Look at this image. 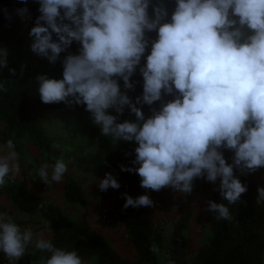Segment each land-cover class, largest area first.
Returning a JSON list of instances; mask_svg holds the SVG:
<instances>
[{"label":"clouds","instance_id":"1","mask_svg":"<svg viewBox=\"0 0 264 264\" xmlns=\"http://www.w3.org/2000/svg\"><path fill=\"white\" fill-rule=\"evenodd\" d=\"M175 2L169 20L162 0H38L40 15L29 32L31 52L55 63L73 41L81 47L78 55L64 57L62 79L36 76L37 93L46 105L86 106L93 125L112 144L135 142L133 166L120 167L137 174L141 188L190 195L196 179L212 184L219 180L216 190L234 205L247 192L234 170L248 175L264 168V0ZM151 32L157 33L156 39L146 36ZM149 45L146 64L139 68L143 94L133 102L127 90L134 89L131 77ZM8 56V49L0 47V69L8 68ZM8 70L16 75L15 69ZM5 84L0 82V90L6 91ZM166 95L174 99L165 102ZM155 102H160L158 110L151 107ZM144 105L150 106L148 118ZM125 107L135 122H118ZM3 147L7 152L0 155V186L19 171L13 141ZM222 150L234 153L231 164ZM67 171L60 158L53 165L43 164L39 176L44 183H58ZM120 187L111 173L98 182L101 192ZM257 192L256 203L262 205L264 187ZM122 198L124 210L154 206L147 194L133 198L124 193ZM206 203L215 219L233 220L224 203ZM30 244L51 254L40 264H83L77 251L34 239L31 228L22 229L0 214V253L11 264ZM150 251L159 249L153 245Z\"/></svg>","mask_w":264,"mask_h":264},{"label":"trees","instance_id":"2","mask_svg":"<svg viewBox=\"0 0 264 264\" xmlns=\"http://www.w3.org/2000/svg\"><path fill=\"white\" fill-rule=\"evenodd\" d=\"M161 0H152L157 4ZM170 20L176 2L175 0H162ZM38 0H0V47L9 51L8 68L16 70L12 76L8 68L0 69V82L5 84L6 91L0 90V143L6 145L12 140L15 151L19 152V145L30 142L40 152H50L57 142H64L75 148L77 144L83 146L86 140H93L104 152L103 167L120 178L123 182V193L136 198L140 195H149L152 199L157 192L145 190L140 187L141 178L135 173L121 171V165L132 167L131 161L135 159L134 149L138 147L135 142H119L114 145L110 137L101 135L100 128L93 125L90 113L86 106H66L64 103L46 105L42 103L37 93L35 78L37 75L46 74L49 78L62 79V61L68 54L78 55L81 45L73 41L66 52L61 53L60 59L50 63L47 58L38 57L30 50L32 42L29 36L30 29L40 15ZM27 9V11H22ZM6 10V11H5ZM152 15V7L149 8ZM10 16V18H9ZM151 39H156L157 33H146ZM55 39V36H54ZM150 54V45L146 49L141 64L131 77L134 83L133 90H127V95L135 102L137 96L143 94V78L139 68L146 64V57ZM24 65L23 75L21 66ZM122 91L123 81H118ZM167 102L174 99L172 95L163 96ZM151 107L157 110L160 102H155ZM142 111L145 118L151 116L150 106L144 105ZM109 113L116 115L113 110ZM131 120L135 122L134 114L125 107L124 113L118 122ZM71 122L63 131L64 136L59 137L56 123ZM226 162L232 163L234 153L222 150ZM138 167V166H137ZM238 171L234 170V173ZM63 196L66 202L85 207L86 201L80 183L64 176ZM242 184L247 185V192L242 194L240 201L229 205L223 200L219 191H210V185L204 179L194 181L195 191L200 192L210 201L224 203L229 208L233 217L232 221L217 220L215 213L210 215V236L196 252L192 261L185 257V239L183 232L187 228L190 213L182 214L173 225V231L167 243L158 225L149 220L150 207H140L124 210L125 200H118L114 212L122 223L127 239L136 252V260L128 261L118 255L107 240L95 232L83 216L80 220H69L57 206L46 203L34 195L26 183L8 182L7 186L0 188V195L5 194L12 204L20 211L31 216L40 215L43 219V228L52 232L51 242L57 248L68 251L75 250L82 260L96 258V264H263L264 232L262 231V216L256 209L258 197L257 188L264 187L247 177H238ZM43 205V207H41ZM159 209L168 212L172 209L171 202L158 199ZM264 216V213H263ZM17 224L16 221L13 220ZM155 245L158 253H153L150 248ZM50 253L28 249L23 259L27 263L41 261V258H50Z\"/></svg>","mask_w":264,"mask_h":264},{"label":"crops","instance_id":"3","mask_svg":"<svg viewBox=\"0 0 264 264\" xmlns=\"http://www.w3.org/2000/svg\"><path fill=\"white\" fill-rule=\"evenodd\" d=\"M3 146L5 145L0 143V155H4L7 152V149ZM95 148H98L97 145H95ZM21 149L27 163H23L21 166L18 152L17 160L15 162L19 165V171L13 180L14 182L26 183L34 195L40 196L46 203H51L61 208L60 210L69 220L77 221L84 216L91 229L103 236L118 255L128 261L136 260L135 249L124 236L123 231L113 225L106 226L100 220L101 207L99 203L101 202L103 206L109 207L114 211L115 206L123 193L122 181H118L121 184V187L118 190L111 188L106 192H101L99 190V180L104 178L105 173H111L103 167L104 154L102 152L97 155V151H95L94 148V150L91 148V150L85 149L83 156L80 155L79 161L77 160V156L73 155V151L70 153L69 149L64 144L58 145L57 148L52 147L50 152H40L47 158V164L49 165H53L57 159H64L65 163L68 165V171L65 175L80 183L82 187L86 205L85 207H81L65 201L63 196L64 178L58 183L43 182L42 184L40 183V179H33V174L28 176L26 169L32 167L31 165L37 161V157L29 150V147H27V149L22 147ZM49 173L51 174V168L49 169ZM111 174L114 175L113 173ZM247 178L264 186V168L258 169L255 173L248 174ZM207 183L210 185L211 192L216 191L219 187V180L216 184L210 182ZM7 184L8 181L6 178L5 185L0 186V188L6 187ZM160 194H162V199L164 201L173 202L174 205H178L180 210L178 212H175L173 209L168 212L160 210L158 206L159 194H156L152 198L154 206L150 207L149 220L155 225H160L158 223L161 221L163 222L161 227L159 226V229L161 230L163 241H165L166 236L168 239L171 236L174 223L179 219L182 211L186 209V211L190 213V219L187 228L183 232V237L185 239V257L188 261H192L196 252L210 236L211 212L206 211V202L210 200L200 192L195 191L194 187L193 192L190 195L176 193L171 189L168 190V188L161 191ZM263 208L264 204L256 205L257 211L262 216L261 227L264 232ZM0 214H6L8 217H11L12 220L16 221L17 225L22 229L31 228L34 239L44 238L46 240H51L52 238L51 230L42 227L43 219L40 215L31 216L18 210L5 194L0 195ZM23 257H21L16 264H40V261L27 263ZM82 262L83 264H95V260L89 258L82 260ZM0 264H11V262L5 258L3 253H0Z\"/></svg>","mask_w":264,"mask_h":264},{"label":"rangeland","instance_id":"4","mask_svg":"<svg viewBox=\"0 0 264 264\" xmlns=\"http://www.w3.org/2000/svg\"><path fill=\"white\" fill-rule=\"evenodd\" d=\"M70 123L71 122H58V123H56V127H57V131H58V135H59V137H63L64 136V134H63V131L65 130V129H67L69 126H70ZM2 127H3V124L2 125H0V128L2 129ZM66 145L67 146V148L69 149V151H70V153L73 151V155H75V156H77V160L79 161V159H80V155H82L83 156V152H84V150L86 149V150H88V149H95V151H97V155L98 154H100V152H102L103 154H104V152H103V150H101V148L100 149H98L99 147H98V145H97V143L95 142V141H93V140H86V141H84L83 143H82V147H81V145L80 144H77L76 145V147L75 148H73V147H71L69 144L67 145V144H65L64 142H57V143H55L54 145ZM95 145H97V147L98 148H95ZM89 146H90V148H89ZM24 148V149H27V147H29V150L34 154V155H36V157H37V161L36 162H34L33 163V165H31L32 167L31 168H27L26 169V172H27V175L29 176L30 174H33V175H35L36 173H39V168L43 165V164H45V163H47V158L45 157V156H43L41 153H40V151H38L37 150V148H35L34 146H32L31 144H30V142H27V141H24V142H22L20 145H19V161H20V164H21V166H22V164L23 163H27V161H26V159H25V156H24V154H23V152H22V149L21 148ZM71 149V150H70ZM90 149V150H91ZM93 149V150H94ZM16 153H18V152H16ZM21 157V158H20ZM99 158V157H98ZM235 175H237L238 177H248V175H240L239 174V172H236L235 173ZM31 176V175H30ZM118 181H122L120 178H118V177H116L115 175H113ZM40 180H41V178H39ZM40 183H42L43 184V181H40ZM167 188H163L161 191H164V190H166ZM170 188H168V190H169ZM195 189V188H194ZM161 191H159V192H157L156 194H159V197H161L162 198V194H160L161 193ZM159 197H158V199H159ZM166 202H169V201H166ZM172 204H173V202H171ZM59 208V207H58ZM61 209V208H60ZM172 209L175 211V212H178L179 210H180V208L178 207V205H174L173 204V206H172ZM171 209V210H172ZM185 212H187L186 211V209H184V211H182V214H184ZM181 214V215H182ZM158 224H160V225H158V226H160L161 227V225L163 224V222L161 221V222H159ZM169 239L167 238V236L165 237V243H167V241H168ZM89 259H94L95 260V264H96V258H94V257H92V258H89ZM263 261H264V255H263Z\"/></svg>","mask_w":264,"mask_h":264},{"label":"built area","instance_id":"5","mask_svg":"<svg viewBox=\"0 0 264 264\" xmlns=\"http://www.w3.org/2000/svg\"><path fill=\"white\" fill-rule=\"evenodd\" d=\"M39 178H40L39 173H36L35 175H33L34 180H37ZM99 205L101 207V210H100L101 222L106 226L113 225L117 228H120L123 231L124 236L127 238L125 229L122 223L120 222L117 214L114 211H112L109 207L103 206L101 202L99 203ZM263 213H264V208H263ZM34 248H35L34 244H30L28 248L26 249L25 253L28 251V249H34Z\"/></svg>","mask_w":264,"mask_h":264}]
</instances>
